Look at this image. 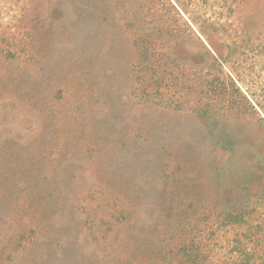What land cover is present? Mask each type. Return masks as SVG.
<instances>
[{"label":"rangeland","instance_id":"374dc122","mask_svg":"<svg viewBox=\"0 0 264 264\" xmlns=\"http://www.w3.org/2000/svg\"><path fill=\"white\" fill-rule=\"evenodd\" d=\"M180 1L0 0V264H264V0Z\"/></svg>","mask_w":264,"mask_h":264},{"label":"trees","instance_id":"16d2710c","mask_svg":"<svg viewBox=\"0 0 264 264\" xmlns=\"http://www.w3.org/2000/svg\"><path fill=\"white\" fill-rule=\"evenodd\" d=\"M176 3H177V5L179 6V8L184 9L183 6H182V4H181V1H180V0H176ZM229 144H230V143H229ZM229 144H228V143L225 144V148H226L227 150H232V149H234L233 146H232V144H230V146H229Z\"/></svg>","mask_w":264,"mask_h":264}]
</instances>
